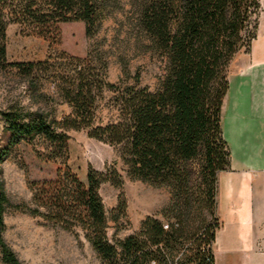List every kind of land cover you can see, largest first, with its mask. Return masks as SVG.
Segmentation results:
<instances>
[{
  "label": "trees",
  "instance_id": "obj_1",
  "mask_svg": "<svg viewBox=\"0 0 264 264\" xmlns=\"http://www.w3.org/2000/svg\"><path fill=\"white\" fill-rule=\"evenodd\" d=\"M0 0V65L6 57L8 22L32 29L59 46V24L81 22L92 38L113 10L116 0ZM139 24L165 59V75L156 90L106 81L107 61L91 46L85 57L54 50L46 60L13 64L25 77L56 82L71 113L57 123V132L41 117L1 113L10 138L40 135L52 149L64 152L69 130L117 150L134 180L170 189L162 222L147 217L140 230L111 244L99 189L105 182L120 186L116 168L109 176L94 169L86 185L64 173V181L37 185L36 202L56 222L81 223L104 264H215L212 246L216 217L217 176L229 167V149L222 133V107L229 88L226 69L257 38L258 0H142ZM106 91L111 115L97 116ZM13 142V141H11ZM53 159L52 157L49 158ZM196 177V178H195ZM8 200L0 191V264H21L3 240V213ZM212 221H207V216Z\"/></svg>",
  "mask_w": 264,
  "mask_h": 264
},
{
  "label": "rangeland",
  "instance_id": "obj_2",
  "mask_svg": "<svg viewBox=\"0 0 264 264\" xmlns=\"http://www.w3.org/2000/svg\"><path fill=\"white\" fill-rule=\"evenodd\" d=\"M141 4L142 0H116L92 38L85 36L81 22L59 24V46L26 26L8 22L6 57L0 65V112L23 119L41 117L47 125L61 131L57 123L71 113V108L57 92L56 82L43 76L25 77L12 66L42 62L56 48L80 58L91 46L99 48L107 61L108 83L134 85V77L138 76L141 87L156 90L165 75L166 62L139 24ZM248 54L240 51L235 56L226 69L228 79L234 72L235 59L240 64L248 59ZM103 97L97 116L106 122L112 114L109 100L113 94L106 91ZM7 129L0 116V191L8 200L2 236L21 264H104L80 222H56L34 199L37 185L59 180L58 170L61 181L68 171L86 185L89 169L108 176L112 169H117L121 185L105 182L99 189L107 220L106 238L111 244L138 233L147 217L165 227L169 224L163 211L170 204V189L131 179L117 150L89 138L85 130L67 131L66 150L59 153L40 135L15 140ZM50 157L53 159L49 160ZM212 220L208 215L207 221ZM215 264H226V258L216 253Z\"/></svg>",
  "mask_w": 264,
  "mask_h": 264
},
{
  "label": "crops",
  "instance_id": "obj_3",
  "mask_svg": "<svg viewBox=\"0 0 264 264\" xmlns=\"http://www.w3.org/2000/svg\"><path fill=\"white\" fill-rule=\"evenodd\" d=\"M258 1L257 38L247 60L235 59L222 107L230 157L217 176L212 251L226 264H264V0Z\"/></svg>",
  "mask_w": 264,
  "mask_h": 264
}]
</instances>
